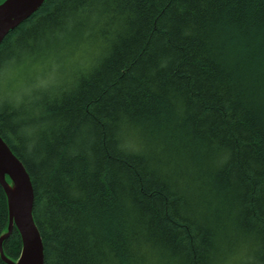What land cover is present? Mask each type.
<instances>
[{"label": "trees", "instance_id": "obj_1", "mask_svg": "<svg viewBox=\"0 0 264 264\" xmlns=\"http://www.w3.org/2000/svg\"><path fill=\"white\" fill-rule=\"evenodd\" d=\"M84 32L66 85L0 92L45 264H264V0H46L1 43L2 76ZM22 247L14 228L6 258Z\"/></svg>", "mask_w": 264, "mask_h": 264}, {"label": "water", "instance_id": "obj_2", "mask_svg": "<svg viewBox=\"0 0 264 264\" xmlns=\"http://www.w3.org/2000/svg\"><path fill=\"white\" fill-rule=\"evenodd\" d=\"M46 0H5L0 4V45L10 31L29 19ZM0 153L4 157V177H0L9 210L8 232L0 239V254L6 264H45L43 239L35 222V201L31 177L23 164L0 134ZM7 177L11 180L8 182ZM19 179V185L17 180ZM23 207V211H21ZM17 228L22 238V253L18 261L6 258L3 242Z\"/></svg>", "mask_w": 264, "mask_h": 264}, {"label": "rangeland", "instance_id": "obj_3", "mask_svg": "<svg viewBox=\"0 0 264 264\" xmlns=\"http://www.w3.org/2000/svg\"><path fill=\"white\" fill-rule=\"evenodd\" d=\"M82 35H77L78 38H72L74 35H60L49 48L44 49L40 53V57L33 62L35 65L30 71H24L25 68L10 67L0 80L1 96H5L10 102H23L25 100L35 101L38 99L36 93L43 88L59 87L66 85L76 72V66L80 67L93 54L92 47L76 49L74 54L72 51V42H83L86 38ZM83 38V39H82ZM76 48H79L77 46ZM89 52L87 53V49ZM82 50V51H81ZM48 59H45V57ZM53 63V64H52ZM85 67V64L82 66ZM9 86V91H8ZM7 89V92L5 93ZM5 90V91H4ZM36 96V97H35ZM6 102H9L6 100Z\"/></svg>", "mask_w": 264, "mask_h": 264}, {"label": "snow or ice", "instance_id": "obj_4", "mask_svg": "<svg viewBox=\"0 0 264 264\" xmlns=\"http://www.w3.org/2000/svg\"><path fill=\"white\" fill-rule=\"evenodd\" d=\"M0 62H2V57H0ZM0 77H2V72H0ZM0 83H2V80H0ZM7 169L4 168V157L3 154L0 153V177H2V181H3V177H4V172ZM19 179L17 180V184L19 185ZM23 207H21V211H23Z\"/></svg>", "mask_w": 264, "mask_h": 264}, {"label": "bare ground", "instance_id": "obj_5", "mask_svg": "<svg viewBox=\"0 0 264 264\" xmlns=\"http://www.w3.org/2000/svg\"><path fill=\"white\" fill-rule=\"evenodd\" d=\"M10 101H11V100H10ZM138 150H140V149H137V148H136V151H138ZM138 153H140V154H141V153H143V152H142V150H141V151H140V152H138Z\"/></svg>", "mask_w": 264, "mask_h": 264}]
</instances>
